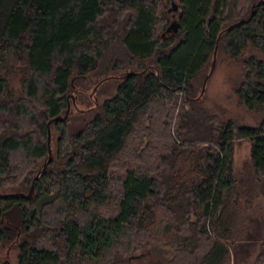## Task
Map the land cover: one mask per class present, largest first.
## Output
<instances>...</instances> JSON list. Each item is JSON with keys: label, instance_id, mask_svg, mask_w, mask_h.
Listing matches in <instances>:
<instances>
[{"label": "trees", "instance_id": "trees-1", "mask_svg": "<svg viewBox=\"0 0 264 264\" xmlns=\"http://www.w3.org/2000/svg\"><path fill=\"white\" fill-rule=\"evenodd\" d=\"M258 1L178 0L173 15L161 0H0V192L17 193L0 198V247L16 249L0 264H134L158 240L166 264H238L256 241L264 264V218L249 215L264 195ZM215 51L209 79L226 64L251 120L197 99ZM92 83L49 145L50 119Z\"/></svg>", "mask_w": 264, "mask_h": 264}, {"label": "rangeland", "instance_id": "rangeland-1", "mask_svg": "<svg viewBox=\"0 0 264 264\" xmlns=\"http://www.w3.org/2000/svg\"><path fill=\"white\" fill-rule=\"evenodd\" d=\"M172 2L178 3V0H161L159 4V10H167L172 5ZM227 68L228 66L226 64L218 66L210 79L207 81L204 91V94L206 93L204 103L205 105L210 107L214 105H223L224 107H229L230 109H232V113L240 115L241 117H245L246 119L249 118V120H251L253 113L250 112L245 106L237 105L235 96L231 92L225 80ZM97 84L95 85L92 83V86H86L85 88L81 86H75L74 89L69 93L68 104L70 103L71 105L70 111L72 106L78 110H87L88 108H86L85 105L79 104V106H77V100L80 99L79 91H84L83 97H87L88 95L92 97L95 92H93V90L97 86ZM70 111L68 113V116L70 114ZM250 147V142L245 139L237 140L235 144L236 171L239 174L246 169V165L250 161ZM249 215L264 218V195L258 196L254 199L253 207L249 210ZM258 245V241L254 242L253 245L246 244L244 248L246 249L248 246L250 247L249 254L243 252V250L241 249L237 257H249V260L243 261L239 258L238 264H251L253 259L255 258L257 251L259 250ZM170 254H172L171 248H165L161 244V241L158 240L145 252V254L136 256L135 258H133V261L134 264H166L165 260L167 259V257H170ZM5 257H10L14 260L16 257V249H14L9 244L0 247V259H3Z\"/></svg>", "mask_w": 264, "mask_h": 264}, {"label": "water", "instance_id": "water-1", "mask_svg": "<svg viewBox=\"0 0 264 264\" xmlns=\"http://www.w3.org/2000/svg\"><path fill=\"white\" fill-rule=\"evenodd\" d=\"M261 3V0H259L257 2V4H260ZM254 7V5H253ZM179 8V5L178 3H175V2H172V5L168 8L169 11H173V15H175V12L178 10ZM179 28V22L177 21V19H173L171 21V23L168 25L167 27V31L168 32H171V31H177ZM216 55H217V51L214 52V59H213V64H212V67L210 69V71L207 73L205 79H204V82H203V85H202V89L200 91V94L197 96V99H200V97L203 95L204 91H205V88H206V83L209 79V76L211 75L214 67H215V64H216ZM140 73V72H138ZM97 86L94 88L93 92L96 90ZM70 103L68 104V107H67V110H66V113L64 116L62 117H55L53 119H50V121L48 122V141H49V145L51 143V128H50V122L52 120H57V119H61V120H66L68 118V113L70 111ZM52 158V149H51V146L49 147V158H48V161H45L44 165H43V168L45 169L48 165V162L51 160ZM40 172L41 170L36 174V176L34 177L33 181H32V184H31V187H30V190L27 192V193H23V195L26 197V198H30L33 196V191H34V188H35V182H36V179L39 177L40 175ZM17 193L15 192H0V198H3V197H8V196H12V195H16Z\"/></svg>", "mask_w": 264, "mask_h": 264}]
</instances>
